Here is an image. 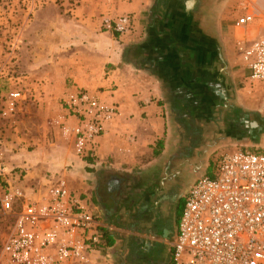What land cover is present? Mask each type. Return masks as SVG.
<instances>
[{
	"label": "crops",
	"instance_id": "0c3cea01",
	"mask_svg": "<svg viewBox=\"0 0 264 264\" xmlns=\"http://www.w3.org/2000/svg\"><path fill=\"white\" fill-rule=\"evenodd\" d=\"M69 4L70 15L46 9L32 18L40 33L52 23L55 50L70 46L69 61H53L60 98L84 88L119 110L92 155L73 159L67 173L102 233L90 263L173 264L194 182L216 175L221 153H264V86L248 78L238 50L262 28L235 25L264 0ZM122 14L133 16L129 33L103 28L104 17Z\"/></svg>",
	"mask_w": 264,
	"mask_h": 264
},
{
	"label": "built area",
	"instance_id": "2783aa9c",
	"mask_svg": "<svg viewBox=\"0 0 264 264\" xmlns=\"http://www.w3.org/2000/svg\"><path fill=\"white\" fill-rule=\"evenodd\" d=\"M262 31L238 43L248 78L264 86V10L258 7L235 25ZM133 16L104 17L102 26L119 34L132 30ZM10 94L4 114L15 109ZM62 108L77 155H92L96 139L118 115V107L87 89L68 92ZM264 109V108H263ZM216 175L190 187L178 223L173 264H264V153L239 148L215 161ZM0 208L13 221L2 241L0 264H94L90 252L102 242L98 222L64 180L47 181L28 194L8 184Z\"/></svg>",
	"mask_w": 264,
	"mask_h": 264
},
{
	"label": "rangeland",
	"instance_id": "374dc122",
	"mask_svg": "<svg viewBox=\"0 0 264 264\" xmlns=\"http://www.w3.org/2000/svg\"><path fill=\"white\" fill-rule=\"evenodd\" d=\"M71 1L0 0V195L8 184L28 194L47 181L60 179L68 186L73 159L82 158L75 152L71 123L62 108V67H53L54 60L63 65L71 59L70 46L62 42L61 50H55L54 42L61 40L54 36L52 23L40 33L33 21L46 9L70 15ZM12 92L20 96L14 111L4 114ZM12 221L0 208V254Z\"/></svg>",
	"mask_w": 264,
	"mask_h": 264
}]
</instances>
